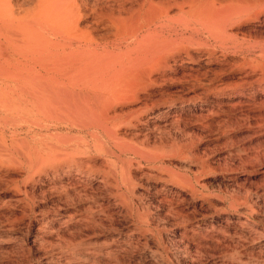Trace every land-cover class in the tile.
Here are the masks:
<instances>
[{
  "label": "rangeland",
  "instance_id": "rangeland-1",
  "mask_svg": "<svg viewBox=\"0 0 264 264\" xmlns=\"http://www.w3.org/2000/svg\"><path fill=\"white\" fill-rule=\"evenodd\" d=\"M18 1L24 6L32 0ZM236 8L224 10L241 14L231 28L237 41L204 30L193 38L186 33L184 49L199 58L197 67L207 75L199 83L182 76L160 81L148 101L156 114L171 102L206 98L215 110L209 111L207 103H198L196 110L173 109L170 115L180 114V120L157 128L146 142L132 140L147 152L159 146L151 152L159 155L158 164L174 178L181 174L199 180L198 189L208 203L201 205L186 196L181 214L164 213L149 204L156 180L142 172L151 164L146 159L137 164L140 158L132 153L122 156L133 164V209H128L116 197L114 185L100 183L116 159L103 139L57 121L50 129L34 132L20 123V117L3 115L7 119L0 125L11 120L5 129L0 126V264H264V3L244 11ZM209 50L218 59L209 62ZM221 86L236 98L229 99L228 92L206 95L208 89ZM243 99L258 105L257 117L240 111L238 102ZM141 101L125 104L124 110L138 108ZM163 116L154 124L164 125ZM142 126L133 132L145 131ZM66 157L82 160L78 169L90 174L75 179L76 173L68 178L55 172L57 161ZM248 172L245 178H235ZM76 181L87 186L83 197L76 193ZM66 192L80 198L70 201ZM139 214L149 222L139 221Z\"/></svg>",
  "mask_w": 264,
  "mask_h": 264
},
{
  "label": "bare ground",
  "instance_id": "bare-ground-1",
  "mask_svg": "<svg viewBox=\"0 0 264 264\" xmlns=\"http://www.w3.org/2000/svg\"><path fill=\"white\" fill-rule=\"evenodd\" d=\"M263 3L264 0H32L23 6L18 0H0V121L7 119L3 115L14 114L20 117L21 124L32 126L34 132L50 129L51 122L57 121L70 130L103 139L107 150L116 159L100 177V183L114 185L116 197L128 209H133V164H127L126 157L122 156L132 153L140 158L135 160L137 164L143 159L150 161L151 167L142 172L143 177L148 175L147 178L156 180L152 192H149V204L160 206L164 213L181 214L185 211L182 203L186 202V196L200 201L201 205L208 203V198L198 189L199 180L181 174H175L180 176L174 178L170 171L166 172V166L163 169L158 164L159 155L151 152L159 146L147 152L136 143L140 138H145L146 142L155 136L157 128L161 130L162 126L180 120V114L178 117L170 115L173 109L187 107V110H196L198 103H207L209 111L215 110L207 98L171 102L165 111L159 109L157 114L153 113L154 107L148 106L160 81L182 76L199 83L207 75L197 67L199 58L193 56L191 50L184 49L189 36L186 33L190 32L193 38L204 30L237 41L238 37L231 28L241 19L238 10L243 7L244 11V7ZM233 5L239 7L236 8L238 12L224 10V7ZM215 59H218L215 51L209 50L208 61ZM187 62H191L188 68L185 67ZM227 89V86L215 91L208 89L206 95L226 94ZM234 96L236 98V94L228 98L232 100ZM140 98L142 104L138 108L128 106L124 110L125 104ZM245 100L238 102L240 111L257 117L258 105L255 108ZM161 116L165 118L164 125L154 124V119ZM10 120L0 125L2 129ZM141 125L145 131L137 129L133 132ZM132 140L138 141L134 143ZM39 148L35 151H40ZM82 163V160L66 157L58 160L53 169L68 178L76 173L74 178L78 179L90 174L78 169ZM249 174L243 173L235 178H245ZM78 182L73 185L80 188H75L76 193L83 197L88 189ZM66 196L70 199L79 197L67 192ZM72 199L70 201L74 202L76 198ZM98 206L95 208L101 205ZM67 215L73 219L72 213ZM139 218V221H148L144 215L139 214ZM178 225L179 229L183 228L181 223Z\"/></svg>",
  "mask_w": 264,
  "mask_h": 264
}]
</instances>
